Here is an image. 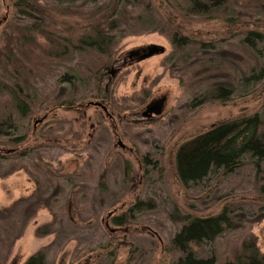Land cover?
Wrapping results in <instances>:
<instances>
[{"label": "rangeland", "instance_id": "374dc122", "mask_svg": "<svg viewBox=\"0 0 264 264\" xmlns=\"http://www.w3.org/2000/svg\"><path fill=\"white\" fill-rule=\"evenodd\" d=\"M13 3L0 0V49L9 48L4 37L14 30L21 32L25 27L21 34H30L26 27L30 20L18 14ZM94 5L86 0H57L56 4L43 0L45 9H39L47 21L41 31L76 39L94 23L92 18L102 14ZM151 9L169 19L171 28L209 44L226 41L243 27L242 21L229 25L219 19L185 17L164 0H151ZM142 20H130L115 33L101 92L87 90L74 108L42 110L28 123L24 148L35 149L10 165L23 170L0 177V207L34 194L33 199L40 198L35 202L40 201L32 216L20 220L22 229L10 246L0 241V264H23L42 249L50 264H171L178 252L170 240L183 224L181 218L216 215L226 204L235 206L233 215L241 214L235 218V227L215 243L194 246V250L206 253L215 247L222 257L220 252L237 240H254L264 254V199L256 194L250 169L223 178L211 175L201 185L188 188L179 182L175 170V152L186 140L218 122L262 112L264 82L228 103L191 107L193 95L179 82L187 69L178 70L179 66L168 62L172 46L164 23L156 21L157 29H153L155 23ZM245 20L246 28L255 25ZM47 35L36 39L50 47L53 38ZM237 40L228 41L237 45ZM153 46L163 51L143 58ZM80 58L74 54L64 62L76 66ZM25 65L30 67L29 62ZM188 66L189 71L195 67ZM159 100H163L160 114L143 116L147 106ZM48 177L53 185L47 183ZM56 185V190L51 187ZM139 201L151 207L135 211L117 226L115 218L126 215ZM45 229L54 233L41 235Z\"/></svg>", "mask_w": 264, "mask_h": 264}, {"label": "trees", "instance_id": "16d2710c", "mask_svg": "<svg viewBox=\"0 0 264 264\" xmlns=\"http://www.w3.org/2000/svg\"><path fill=\"white\" fill-rule=\"evenodd\" d=\"M13 1L17 13L30 20L26 26L30 34H21L26 28H22L21 32L18 28L9 33L10 36L4 37L9 48L0 49L2 178L23 170V166L16 170L10 165L26 159L35 149L24 148L28 139V123L34 115L42 110L51 112L56 109H72L80 96L85 97L84 92L87 90L101 92L103 73L111 62L110 46L113 37L130 20L139 21L144 18L142 23L149 25L156 21L164 23L172 46L168 62L179 66L178 70L187 69L180 75L179 82L193 95L191 107L212 102L228 103L235 96L249 95L254 87L264 82V0H164L185 17L219 19L229 25L242 21L241 30L226 38L238 39L237 45L225 39L209 44L201 38L171 28L169 19L157 16L152 11L151 0H86L87 3L94 2V9L100 11L103 17L101 20L98 18L100 15L92 18L94 23L85 27L76 39L62 38L56 32L51 36L45 29L41 31V24L47 21L39 9H45L41 6L43 0ZM45 2L56 4L57 0ZM129 6L133 9L128 10ZM248 18L253 21L252 25L255 24L252 28H246L249 24L244 22ZM156 23L153 29H157ZM16 31L20 33L15 34ZM32 33L42 34L44 38L49 34L48 39L53 38L50 47L39 43L37 35ZM223 47H229L230 51ZM74 54L81 56L80 63L76 66L66 65L64 61H69ZM25 62H29L30 67ZM190 64L195 66L191 71L188 66ZM187 72L188 76H183ZM46 84L53 85L47 88ZM32 128L35 129V126ZM36 148L41 150L42 146ZM6 167H11L8 173L3 172ZM245 168L253 174L256 194L264 199V110L218 122L186 140L175 152L176 175L186 188L201 185L211 175L223 178ZM46 181L53 185L52 177ZM39 182L36 180L41 187ZM51 187L55 190L58 188L57 185ZM34 195L8 207H0V241L4 247L10 246L17 238L22 229L20 220L33 215V208L40 201L35 202L40 198L38 196L33 199L37 196ZM21 202L27 203L26 206L24 204L20 207ZM150 207L145 201H139L126 215L116 217L114 222L117 226L124 225L134 216L135 211ZM234 208V205L226 204L216 215L181 218L183 224L170 240L171 248L178 252L171 264H264V254L259 251L254 240H237L229 249L220 252L222 257L215 247L206 253L194 250V246L215 243L217 238L235 227V218H240L241 214L233 215ZM44 231L41 235L51 233L52 230ZM23 264L50 263L42 249L30 255Z\"/></svg>", "mask_w": 264, "mask_h": 264}, {"label": "water", "instance_id": "95a60500", "mask_svg": "<svg viewBox=\"0 0 264 264\" xmlns=\"http://www.w3.org/2000/svg\"><path fill=\"white\" fill-rule=\"evenodd\" d=\"M163 49H158V47H151L149 50H148V53L147 55H145L143 58L145 57H149V56H152L154 54H157L159 52H162ZM95 105H101L99 103H94ZM162 105H163V100H159V101H156V102H153V103H150L145 112L143 113V116H148L150 115L151 113H155V114H160V112L162 111ZM104 110H106V108L103 106Z\"/></svg>", "mask_w": 264, "mask_h": 264}, {"label": "flooded vegetation", "instance_id": "af4514ba", "mask_svg": "<svg viewBox=\"0 0 264 264\" xmlns=\"http://www.w3.org/2000/svg\"><path fill=\"white\" fill-rule=\"evenodd\" d=\"M163 106V105H162ZM154 113H151L150 115H148V117H152V115H153Z\"/></svg>", "mask_w": 264, "mask_h": 264}]
</instances>
